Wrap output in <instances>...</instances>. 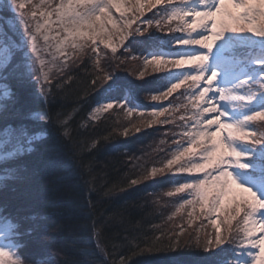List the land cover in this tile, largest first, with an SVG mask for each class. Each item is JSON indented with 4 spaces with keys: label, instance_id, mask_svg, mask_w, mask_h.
I'll use <instances>...</instances> for the list:
<instances>
[{
    "label": "trees",
    "instance_id": "obj_1",
    "mask_svg": "<svg viewBox=\"0 0 264 264\" xmlns=\"http://www.w3.org/2000/svg\"><path fill=\"white\" fill-rule=\"evenodd\" d=\"M169 8L154 9L146 19H152L154 12L165 16ZM173 34L152 27L141 38L127 42L120 57L126 53L171 55L177 48L166 41ZM105 55V67L110 70L113 58ZM18 59L14 57L6 68L10 94L0 110V134L5 137V131L23 130L30 136L42 135L31 142V151L0 161V222L7 219L16 225L13 240L22 245L24 264H39L40 258L52 259L50 264H120L121 259L128 264H226L236 250L232 244L207 251L183 246L189 237L180 236L181 247L172 250L167 239H159L162 233L179 232L171 225L174 220L167 222L175 206L165 200L162 189L171 182H185L188 176L177 173L176 180L170 174L151 181L143 178L151 163L172 155L174 147L185 142L194 128L192 121L181 119L193 114L188 102L192 91L186 87L175 92L177 99L173 96L157 105L149 101L155 91H166L171 82L168 77L182 69L146 72L139 78L142 69L137 71L132 60L121 67L126 74L116 73L91 88L93 79L105 72L94 68V56L88 50L75 64L54 69L52 84L58 80L64 83L60 88L47 86L49 95L45 96L34 79H29L25 67H12ZM125 97L139 110L171 111L160 119L169 122L141 128L144 131L134 136L136 130L130 131L129 126L137 124L125 122L116 106L98 119L91 118L102 99L120 102ZM37 112L44 117L34 116ZM157 132L168 135L165 148L156 141ZM133 179L140 182L132 185ZM184 195H191L190 191L179 193ZM182 214L188 217V212ZM196 220L197 229L200 220Z\"/></svg>",
    "mask_w": 264,
    "mask_h": 264
},
{
    "label": "snow or ice",
    "instance_id": "obj_2",
    "mask_svg": "<svg viewBox=\"0 0 264 264\" xmlns=\"http://www.w3.org/2000/svg\"><path fill=\"white\" fill-rule=\"evenodd\" d=\"M7 2L8 0H0V4ZM182 2L190 4V0H182ZM11 3L20 10L19 14L28 32L31 51L36 58L34 62L39 64L35 71L37 81H41L40 91L47 96L49 95L47 86L60 88L64 82L58 80L56 84H52L56 77H51V69L47 68L45 61L41 58L37 33L43 25L37 23L34 28L29 25L30 20L37 19L38 6L30 4L29 0H11ZM177 3L178 0H136L135 4L124 9L119 0H82L79 3L76 0H66V3L61 0V3L54 7L49 2L45 6L51 8L57 15L58 22L63 29V34L57 33L54 37L58 41L56 51L60 53V56H53V59H60L63 67H67L69 62L75 64L78 60H82L86 50H90L93 56H98L97 49L100 44H105L115 54L118 46L124 48L125 41L130 35L143 34L152 27L162 32L181 33L182 35L174 41V44L183 48L195 49V52L171 57H144L143 66L145 69L151 67L152 72L173 68L186 70V74L166 91L149 98L156 101L166 99L182 86L192 91L191 111L193 114L187 118L181 117V119L192 121L191 124L195 125L190 133L191 140L187 141L192 144V148L188 150L185 147L183 151L185 160L172 165L152 167L147 176L143 178H154L165 173L169 167L172 168L171 174H176L175 169L182 166L180 174L189 172L202 174L203 178L196 177L190 183L179 184L174 191L167 193L168 196L186 191L194 193L195 199L184 200L177 212L185 205L193 207L194 210L195 205L198 204L202 213L207 212L218 217L222 214L223 219L220 222L224 224L226 232L243 233V239L247 241V245L259 249L258 254L249 253L252 257V264H264V215H261L260 219L255 218L259 210L264 209V198H261L258 191L249 184L239 182L233 171L239 169L249 180L264 186V151H262L264 150V131L253 134L245 130L252 121H264V108L251 112L241 120H234L231 114L221 107L222 102L225 101H239L240 105H246L257 96H264V52L250 58L253 68L259 70L256 73L257 79L250 85L256 89L255 91L238 94L231 87L223 88L214 83L221 75L229 73L237 65V57L233 53L248 47L246 41L234 39L235 36L248 34L249 39L258 38L264 41V0H199V7H173L165 16H158L154 12L152 19H141L145 11L157 9V6ZM113 7L120 12L122 21L120 26H117V22L111 16L110 9ZM126 11L132 14L126 16ZM39 15L47 16L48 13L42 12ZM47 23L45 20V25ZM108 25H111V28L107 27ZM44 40L48 41L49 37L45 35ZM214 59L218 67H210ZM0 63L11 64L8 54L0 53ZM94 68L99 72H104L98 60ZM63 75L64 73L61 72L60 76ZM110 75L111 72H105L104 75L98 76L93 79L90 87L95 88L104 83ZM145 75V71H140L139 78ZM245 84H249L247 78L242 79L236 87L239 88ZM115 106L129 116L137 111L129 109L126 104L120 102H115ZM113 108L114 103L108 102L100 105L95 111L104 112ZM163 114L156 111L151 115L155 118ZM217 115L220 116V121L211 122V118ZM45 119L49 118L45 117ZM168 122L167 119L163 121L152 119L147 123L164 124ZM220 124L224 125L221 129L222 134L216 133ZM141 126L137 124L136 131H140ZM213 133H216L215 136ZM67 135L65 131L64 136ZM237 141L254 145L256 151H245L238 148ZM198 153H202L199 156L202 162L192 163L191 160L197 157ZM189 155L191 166H188ZM139 182L137 179L130 181L132 185ZM188 215L191 220L193 212H189ZM237 217L240 218L237 219ZM233 220L236 221L235 228L232 225ZM211 223L216 229L212 235L206 234L203 240L198 234L194 239L190 236L189 240L183 242V246L192 245L210 250L223 244L225 237L220 233L219 224L215 220ZM16 231V225L11 221L5 219L0 222V239L5 241L4 244H0V264H5V257L15 255L12 248ZM257 232L259 236L256 235ZM182 234L183 229L181 228L179 232H173L171 235L162 233L159 239L161 241L167 239L169 246L174 250L181 247L180 236ZM11 264H20V261L12 260ZM120 264H128V262L121 259Z\"/></svg>",
    "mask_w": 264,
    "mask_h": 264
},
{
    "label": "rangeland",
    "instance_id": "obj_3",
    "mask_svg": "<svg viewBox=\"0 0 264 264\" xmlns=\"http://www.w3.org/2000/svg\"><path fill=\"white\" fill-rule=\"evenodd\" d=\"M49 2L54 7L56 4L61 3V0H29L30 4L38 6L37 19L36 20H30L29 25L32 26L33 28L37 23H39L40 25H43L40 32L37 33V37H38L37 44H38L39 48L41 49V58L45 61L47 68L51 69V77H52L55 74L53 72V71H55L54 69L63 67L62 61L60 59H56V60L53 59V56H56V57L60 56V53L56 51V45H57L58 41L56 39H54V37H56L57 33L63 34V29L61 28L60 23L58 22L57 15L52 11L51 8L45 6ZM64 2L66 3V0H64ZM76 2L79 3V2H82V0H76ZM119 2L121 3V6L124 9H127L130 6H132L133 4H135L136 0H119ZM162 6H166L168 8H169V6H171V10H172L173 7L195 8V7H199L200 5H199V0H190V4L183 3L182 0H181V2H179V0H178V3L175 5H162ZM159 7L160 6H157V8H159ZM153 10L152 11H145L144 17H142L141 19L144 20V19L148 18L147 16L149 14H151V12H153ZM171 10L169 8V12L166 13V15L169 14ZM19 11L20 10L17 9V6L15 4L11 3V0H8V2L5 4H0V53L8 54V58L11 60V63H12L14 57H16L17 59L19 58L18 60H16L17 64L12 66V67H16L19 64H21L22 67H25L26 74L30 76L29 79H32V80L34 79L33 81L36 82V87H37L38 91L41 93V91H40L41 81H37V73L35 71V69L39 66V64H38V62H34L36 60V58L31 51V44H30V40L28 37V32L25 30V25H24V22L22 20V17L19 14ZM42 12H47L48 15L47 16L39 15V13H42ZM110 12H111L112 18L117 22V26H120V24L122 23V21L120 19V12H118L115 7L111 8ZM131 14L132 13L127 12V11L125 13L126 16L131 15ZM45 20H47V22H48L46 25H45ZM142 26H146V25H142ZM173 26H175V25L173 24ZM107 27L111 28V25H108ZM144 34H147V32H144L143 34H132V35H130L128 37V39L125 41V44L127 42H129L130 40L141 38V36H143ZM45 35H47L49 37L48 41L44 40ZM176 35H177V37H180L182 34L179 32H174V34L171 36L170 40H168L166 42H167V44L172 43V44H169V47L175 46L174 48H177V50L173 51V54L168 55L166 57L177 56V55H181V54H188V53H192V52L196 51L195 49L183 48L180 46H176L174 44V41L176 40ZM161 38L165 39L164 37H161ZM234 39H237V40L242 41V42L246 41L247 45H248L247 48H241V49L237 50L235 53H233L235 56H237L238 60H241L240 62L238 61L237 67L235 66L236 68H238L240 70V72L234 73L232 78L230 77L231 75H228V74L221 75V77L218 79V81H216L214 83L223 87V88L231 87L235 93L247 94L248 91H255L256 90L254 87H250V85H251V83H254V81L257 79L256 73L259 71L258 69L253 68L250 58H254L259 53L264 52V41H261L258 38L249 39L248 34H240L238 36H235ZM259 45L260 46L263 45V47L255 49V47H258ZM124 49L125 48L118 46L116 53L113 54L111 49L107 48L105 46V44H100L99 48L97 49L98 56H94L93 62L96 63L98 60L100 67L102 69H104V72H111L110 77L114 76L116 73L125 72V69H121V67L124 65L123 63H126L128 61L132 62V60L135 61L137 71H138V68L141 67L142 71L152 73L151 67H148L147 69L144 68V66H143L144 65V57L150 58L151 56H158L157 53H153V54L146 53L144 55L143 54L140 55V57L134 53H130V54L126 53V55H125L126 57L124 55L120 57V54H122V51L124 53ZM87 51L88 50H86V52ZM105 54H108L111 58H113V60H112L113 64H112V67L110 70H108L105 67V65H107ZM238 54H241V55H238ZM117 55L119 57H117ZM214 61H215V59L212 61V64ZM69 63H71V62H69ZM245 63H246V65H244ZM7 65L10 66L11 64L0 63V110H1V107H3L4 98H7L10 94V86L8 85V82H7L8 81V74L6 72ZM210 67H211V65H210ZM47 68H46V70H47ZM170 70H172V69H170ZM124 74H126V72ZM185 74H186V70L182 69L179 74H176V76L173 77L172 75H170L168 77V79L171 82H169V84L167 85L168 86L167 89L173 83H175L177 80L181 79L183 77V75H185ZM244 78H247L249 80V84H245V85H242L241 87L237 88L236 85L239 84L240 81ZM235 79H239V82L238 81L236 82ZM222 80H224V82L220 84V82ZM184 87H186V86H184ZM163 92L164 91L158 90L157 92L155 91V93L152 94L151 96L159 95ZM175 92L172 95L168 96L166 99L158 100V101L150 99L149 101H152V102L155 101L154 103L156 105L158 104V102H160V103L169 102L168 100H170L173 96L174 97L177 96L175 99L178 98V94H175ZM191 98L192 97L188 98V102H190V103H191ZM108 102L114 103V108H115V102L116 101L113 98H104L98 104H96V106L93 108V110L90 114L91 118L92 119H98L101 116H103L107 111L112 110V109H109V110L104 111V112H96L95 111L100 105H102L104 103H108ZM120 103L126 104V106L129 109H136L135 107L128 104L126 97L123 98L120 101ZM222 103L223 104L221 105V107L223 109H225L228 113L231 114L232 119L241 120L244 117H246L248 114H251V112H253L255 110L259 111L260 108H264V96H257L252 102H250L246 105H240L239 101H225ZM156 105H154V106L157 107ZM136 110L137 111L134 112L131 116H129L125 111H121L122 112L121 115L123 117L122 119H124L125 122L130 121L132 124H140V125H142L141 128L153 125V124H148L147 122L152 120V119L160 120L164 114L171 112L169 110L164 112V111H162L161 108L160 109H156V108L151 109V110H149V112H147L148 110H145L146 112L144 110H139V109H136ZM156 111H159V112L164 113V114L159 116V117L154 118L151 114L153 112H156ZM149 113H151V114H149ZM44 115H45L44 113L37 112L34 116L44 117ZM219 121H220V116H218V115L213 116L211 118V122H213V123L219 122ZM129 127H130V131L132 129L136 130V126H133V127L129 126ZM194 127H195V125H194ZM223 127H224V125L220 124V127L216 129V133H221V129ZM213 130H215V129H213ZM245 130H247L253 134H258L259 132L264 131V121H260V120L252 121V122H250L249 126ZM143 131L144 130L133 131V135L136 136ZM164 131L169 132V130H164ZM158 133L159 132H157V135H158ZM190 133L188 134V138L185 142H181L174 147V152L172 155H166L165 157H160L158 160H156L155 163H151L147 167V174L151 171L152 167H162L165 165H172L173 163H178L180 161L185 160V157L183 155V151L185 150V147H187L188 150H191V148H192V144L187 143V141L191 140ZM216 133H213V135L215 136ZM41 135H42V133H38V135L34 134V135L30 136V135H28L27 131H23V130H20L17 132L5 131V133H4L5 137H3V134H0V161L3 159L11 158L12 156H14L16 154H20L26 149L28 150L30 148L31 142L34 139H37L38 137H40ZM157 135H156V137H157ZM134 136H132V137H134ZM167 136H168L167 134L160 132V134L158 135V138L155 137V139L159 144L161 143V145L164 147V146H168V138H166ZM162 137H164V138H162ZM5 145H7V148H5ZM236 146L242 150H245V151H256V148L254 145L242 144L239 141L236 142ZM262 151H264V150H262ZM257 154L259 155L260 153L258 152ZM200 155H202V153H198L197 157L193 158L191 160V162L192 163L202 162L199 159ZM188 161H189L188 166H191L190 155L188 157ZM182 167H178L175 169L176 174H171L172 168L169 167L165 173L157 175L154 178L149 177V178H147V180H150V181L151 180H157L158 176L164 177V176H167L168 174H170L171 176L174 175V177H172L174 179L178 178L176 175H177V173H181ZM233 171H234V175L236 176V178L238 179L239 182L249 184V186H252L255 190L258 191V193L261 195V198H264V186H261L259 184H256L255 182L249 180L248 177L245 174L241 173V171L239 169H234ZM147 174L145 176H147ZM185 174L188 176V179L185 182L184 181H180L177 183L171 182L170 185L168 184L165 187H163V189H162V194L163 193L165 194V196H164L165 200H167L169 203H171L172 205L175 206L174 211L172 213L168 214L169 217L167 216L168 217L167 222H169L171 219L174 220L176 222V223L173 222L175 225H173V224H171V225L174 226L179 231L185 225V227L182 228L183 234L181 236L188 238L191 235V237L194 239L195 236L198 234L200 236L201 240H203V238L205 237L206 234L212 235L216 231L215 226L211 223V221L215 220L219 224L220 233L222 235H224V237H225V242L221 245H218L215 248L210 249V250L218 251V250H221L222 248H224L223 247L224 245L232 244L234 246V248L236 247V250L234 251L232 257L226 261V264H239V262H240V264H244V262H247V264H252V257L249 256V253L258 254L259 249L252 248L250 245H247V241L243 239V233L226 232L224 224L220 222L223 219L222 214H221V216L218 217L216 215H210L207 212H203V214H201V215H203L204 217L198 218L199 216H201L199 214L202 213L198 204L195 205L194 210H193V207L185 205V207L183 209H181L179 212H177V209L180 207L181 204H183L184 200H194L195 199L194 193L190 192L191 195H187V196L184 195V197L179 196V193L175 194L173 196H168L167 193L170 191H174L175 187L178 186L179 184L190 183V182L194 181L196 177L203 178V175L200 173L189 172V173H185ZM183 175L184 174H182L181 176H183ZM165 181L168 182L167 180H165ZM186 192H188V191H186ZM186 192H184V193H186ZM238 194L239 193L237 190V195ZM186 212H188V213L193 212V217L191 220L189 219V215H188V217H182V215H183L182 213H186ZM174 213H175V215H174ZM261 215H264V209L259 210V212L256 214L255 218L260 219ZM239 218L240 217H237V219H239ZM196 219L200 220V224L197 226V229H196V225H197ZM177 223H179V224H177ZM232 225H233V228H235V225H236L235 220L232 221ZM193 226H194V228H192ZM17 232L18 231H16V234H17ZM256 235L259 236V232H257ZM187 240H189V238ZM4 243H5V241L0 239V244H4ZM21 246H22L21 243L17 242L14 239V247L12 248V251H13V253H15V255H13L12 257H5L4 258L5 264H11V261L16 260V259H18L20 261V264H24V261L22 260V256L20 253ZM207 251H209V250H207ZM51 261H52V259H50V258L38 259L39 264H50Z\"/></svg>",
    "mask_w": 264,
    "mask_h": 264
}]
</instances>
